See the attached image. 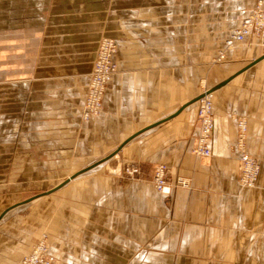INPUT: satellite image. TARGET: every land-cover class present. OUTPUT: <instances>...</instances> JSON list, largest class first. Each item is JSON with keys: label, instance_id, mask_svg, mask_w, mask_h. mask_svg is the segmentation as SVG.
<instances>
[{"label": "crops", "instance_id": "obj_1", "mask_svg": "<svg viewBox=\"0 0 264 264\" xmlns=\"http://www.w3.org/2000/svg\"><path fill=\"white\" fill-rule=\"evenodd\" d=\"M255 3L0 0V264L42 232L57 264H264V39L212 64ZM103 36L118 41V71L84 120ZM203 80L210 157L193 152ZM242 117L254 187L239 182ZM160 163L190 185L157 190Z\"/></svg>", "mask_w": 264, "mask_h": 264}, {"label": "built area", "instance_id": "obj_2", "mask_svg": "<svg viewBox=\"0 0 264 264\" xmlns=\"http://www.w3.org/2000/svg\"><path fill=\"white\" fill-rule=\"evenodd\" d=\"M250 35L264 39V0H256L255 6L247 15L241 25L226 38L224 47L220 50L217 61L226 59L227 52L237 43L245 41ZM118 44L110 37L103 38L100 42L94 68L90 75V81L83 108V118L90 120L98 116L103 109L104 96L107 88L117 72L115 53ZM214 93L210 89L205 90L199 99L197 120L199 125L197 143L193 152L197 155L210 157L212 155L211 142L215 130L214 118ZM238 140L235 148L239 151L240 175L239 182L243 187H254L259 179L261 165L257 157L247 151L246 139L248 125L246 118L238 119ZM130 171V170H129ZM154 185L157 190L165 192L173 186L188 187V179L179 176L172 182L170 169L165 163H160L154 169ZM48 234L44 233L35 244L32 251L26 255L19 264H57V258L50 250Z\"/></svg>", "mask_w": 264, "mask_h": 264}, {"label": "rangeland", "instance_id": "obj_3", "mask_svg": "<svg viewBox=\"0 0 264 264\" xmlns=\"http://www.w3.org/2000/svg\"><path fill=\"white\" fill-rule=\"evenodd\" d=\"M106 37H109V36H103L101 39H100V42H101V40L103 39V38H106ZM110 38H113V37H110ZM116 42H117V44H118V41H117V39H115V38H113ZM261 40H263V39H261ZM100 42H99V45H100ZM98 49H99V46H98ZM98 49H97V52H98ZM222 49V48H221ZM220 49V50H221ZM118 50H119V44H118V49H117V52H118ZM220 50H219V52H220ZM97 52H96V56H97ZM117 52L115 53V55L117 54ZM219 52H218V54H219ZM218 54L213 58V60H212V64L213 65H217V64H220L221 62H223L224 60H222V61H217V56H218ZM227 58V57H226ZM95 59H96V57H95ZM116 61V60H115ZM94 62H95V60H94ZM117 63V62H116ZM93 68H94V64H93ZM92 71H93V69H92ZM92 71H91V73H92ZM117 71H118V64H117ZM91 73H90V75H91ZM201 89H202V94L205 92V90H207V89H209L208 88V85H207V83H206V81L205 80H203V81H201ZM88 90V89H87ZM86 94H87V92H86ZM85 98H86V96H85ZM85 103V102H84ZM83 108H84V106H83ZM103 108H104V102H103ZM102 112H103V109H102ZM101 112V113H102ZM100 113V114H101ZM99 114V115H100ZM98 115V116H99ZM82 117H83V114H82ZM96 117V116H95ZM94 118V117H93ZM84 119V118H83ZM92 119V118H91ZM84 120H86V119H84ZM248 125V124H247ZM259 160V159H258ZM260 162V161H259ZM261 165V164H260ZM155 169V168H154ZM44 233H47V232H42L41 233V235H40V237L44 234ZM48 234V233H47ZM49 236V235H48ZM40 237H39V239H40ZM49 238V237H48ZM38 239V240H39ZM38 240H37V242H38ZM48 241H49V239H48ZM36 242V243H37ZM50 245V244H49ZM21 262V261H20Z\"/></svg>", "mask_w": 264, "mask_h": 264}, {"label": "water", "instance_id": "obj_4", "mask_svg": "<svg viewBox=\"0 0 264 264\" xmlns=\"http://www.w3.org/2000/svg\"><path fill=\"white\" fill-rule=\"evenodd\" d=\"M257 61H258V60H256L255 62H257ZM255 62H254V63H255ZM251 65H253V64H250V66H251ZM225 83H227V82H224V83L221 84V85H224ZM210 91H214V90H213V89H210ZM202 96H203V94H201L200 96H198L194 101L199 100ZM121 148H122V146L119 147L118 150H120ZM113 155H114V154H112V156H113ZM112 156H110V157H112ZM110 157H109V158H110ZM102 162H103V161H102ZM99 163H101V162H98L97 164H99ZM97 164H94V165L90 166L89 168H86V169H84V170L78 172V173L75 174L74 176H72V177L68 178L67 180H65L64 182H62L60 185H58V186H57L56 188H54L52 191L57 190L58 188L62 187L64 184H66L67 182H69L72 178L76 177L78 174H80V173H82V172H85L86 170H89L90 168L96 166ZM39 195H42V194H39ZM39 195H37V196H39ZM37 196H35V197H37Z\"/></svg>", "mask_w": 264, "mask_h": 264}]
</instances>
